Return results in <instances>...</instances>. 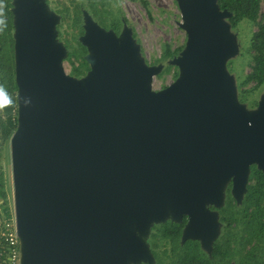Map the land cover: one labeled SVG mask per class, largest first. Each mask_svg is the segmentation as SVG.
I'll return each instance as SVG.
<instances>
[{
    "label": "water",
    "instance_id": "95a60500",
    "mask_svg": "<svg viewBox=\"0 0 264 264\" xmlns=\"http://www.w3.org/2000/svg\"><path fill=\"white\" fill-rule=\"evenodd\" d=\"M175 1L186 40L168 60L177 77L159 90L162 63H145L124 21L117 34L82 10L89 69L76 78L63 68L59 15L46 0L11 1L20 264H154L151 227L183 216L181 242L210 254L227 186L239 204L250 167L264 174V93L252 109L238 100L231 12Z\"/></svg>",
    "mask_w": 264,
    "mask_h": 264
},
{
    "label": "trees",
    "instance_id": "16d2710c",
    "mask_svg": "<svg viewBox=\"0 0 264 264\" xmlns=\"http://www.w3.org/2000/svg\"><path fill=\"white\" fill-rule=\"evenodd\" d=\"M12 0H0V91L3 99V114L0 113V141L8 140L16 127V117L11 118V113L16 112V85L14 82V56H13V26L11 13ZM263 2V6L261 3ZM145 3V1H143ZM220 9L231 12L226 20L231 30L235 29L240 21L247 20L257 25L251 33L250 49L252 50L251 70L242 83L254 81V87L264 82V0H217ZM88 6L92 14L97 16L94 2L90 0ZM81 5H75L74 18L81 16ZM61 8L59 12L64 13ZM98 22L103 27L113 29L118 33L123 22L115 18L109 24L103 19ZM80 34L83 28L80 27ZM82 51L85 47L78 42ZM183 48L170 51L166 47L164 58L173 57ZM86 70L89 67L83 59ZM77 71V68L75 69ZM250 181H253L250 183ZM4 178L0 170V203L2 211L7 214L9 206L4 188ZM247 190L239 204L230 194V184L226 188V199L222 207L218 208V220L223 223V230L212 243L210 254L205 252L197 240L181 242V232L185 221L181 222L167 219L163 223L154 224L155 233L159 239L169 243L168 249L155 252L151 249L154 264H264V174L254 165L250 167ZM211 208H213L211 206ZM249 244V245H248ZM165 256L166 260L162 256ZM144 264V263H141Z\"/></svg>",
    "mask_w": 264,
    "mask_h": 264
},
{
    "label": "rangeland",
    "instance_id": "374dc122",
    "mask_svg": "<svg viewBox=\"0 0 264 264\" xmlns=\"http://www.w3.org/2000/svg\"><path fill=\"white\" fill-rule=\"evenodd\" d=\"M92 1L97 10V16L92 14L91 8L88 6L90 0H46L49 9L59 15L56 30L57 39L65 46L67 52V56L62 62L65 73L79 78L87 72L86 66L83 63L86 51H82L78 44V37L81 35L79 33L80 27L83 25L82 14L77 17V19L74 18L75 5H81V10H86L99 25L100 23L98 20H101V18L103 22L107 24L112 22L115 18L124 21L126 25L131 28L135 43L139 44L140 55L144 58L145 63L148 65L162 63L163 67L161 71L152 79L151 87L153 90H159L167 86L177 77V67L168 64V60L172 57L164 58L166 47H168L170 51L176 50L184 46L186 40L184 30L178 25V22L181 21V17L175 0ZM143 1H145V3H143ZM261 5L263 6V2ZM61 8L66 9L63 14L59 12ZM122 26L123 22L120 24L119 32ZM256 28V23L242 20L234 30L232 29L237 35L236 39L239 44V53L226 61V68L235 79L238 100L245 104L248 109L255 108L260 95L264 93V82L257 87H254L255 82L252 80L242 83L247 73L250 72V67L253 63V52L250 49V37L251 33L256 30ZM105 29L108 28L106 27ZM86 65L89 67L88 63ZM76 68L77 71H75ZM0 91L3 92V89H0ZM14 93H16V90ZM2 104L3 99L0 94V113L5 115L3 113ZM12 117H16V112L11 113V118ZM9 139L2 143L0 141V170L2 171L5 181L4 188L7 195L8 206L10 210H12ZM252 182L253 181H250V183ZM226 195L225 189L224 202ZM222 230L223 223L220 224L219 234ZM152 233H155L153 226L151 227L149 236L146 238L149 249H153L155 252L168 249L169 243L159 239L157 236L152 238ZM162 256L166 260L163 254ZM262 263H264V261H262Z\"/></svg>",
    "mask_w": 264,
    "mask_h": 264
},
{
    "label": "built area",
    "instance_id": "2783aa9c",
    "mask_svg": "<svg viewBox=\"0 0 264 264\" xmlns=\"http://www.w3.org/2000/svg\"><path fill=\"white\" fill-rule=\"evenodd\" d=\"M0 264H20V245L13 208L0 218Z\"/></svg>",
    "mask_w": 264,
    "mask_h": 264
},
{
    "label": "crops",
    "instance_id": "0c3cea01",
    "mask_svg": "<svg viewBox=\"0 0 264 264\" xmlns=\"http://www.w3.org/2000/svg\"><path fill=\"white\" fill-rule=\"evenodd\" d=\"M1 201V199H0ZM1 214H2V207H1V203H0V218H1Z\"/></svg>",
    "mask_w": 264,
    "mask_h": 264
},
{
    "label": "flooded vegetation",
    "instance_id": "af4514ba",
    "mask_svg": "<svg viewBox=\"0 0 264 264\" xmlns=\"http://www.w3.org/2000/svg\"><path fill=\"white\" fill-rule=\"evenodd\" d=\"M256 105H257V103H256ZM256 105H255V106H256ZM185 218H186V217H185ZM185 221H186V219H185ZM184 224H185V223H184ZM184 224H183V226H184ZM149 234H150V233H149ZM148 236H149V235H148ZM149 250H150V249H149ZM150 252H151V250H150ZM144 264H145V263H144Z\"/></svg>",
    "mask_w": 264,
    "mask_h": 264
}]
</instances>
